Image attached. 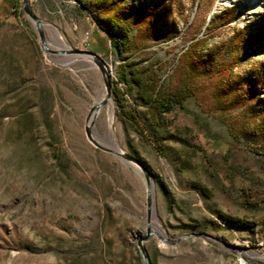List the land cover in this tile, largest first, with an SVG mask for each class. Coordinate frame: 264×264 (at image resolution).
Instances as JSON below:
<instances>
[{
  "label": "rangeland",
  "instance_id": "obj_1",
  "mask_svg": "<svg viewBox=\"0 0 264 264\" xmlns=\"http://www.w3.org/2000/svg\"><path fill=\"white\" fill-rule=\"evenodd\" d=\"M19 2L0 0V264H143L144 174L86 134L88 114L105 93L103 75L88 57L44 51ZM131 2L154 11L167 35L119 59L77 0H30L52 49L105 59L113 91L141 124L139 131L120 115L113 93L115 136L99 137L100 122L93 129L152 175L160 228L153 225L144 241L151 264H264V85L256 83L264 79V68L256 77L264 64V0ZM246 28L260 37L238 44ZM200 36L205 51L213 48V67L219 61L228 70L203 72L184 108L175 104L163 120L152 119L120 74L134 60L158 69L166 88L176 85L180 57ZM167 132L184 141L165 140L161 150L158 137Z\"/></svg>",
  "mask_w": 264,
  "mask_h": 264
},
{
  "label": "trees",
  "instance_id": "obj_2",
  "mask_svg": "<svg viewBox=\"0 0 264 264\" xmlns=\"http://www.w3.org/2000/svg\"><path fill=\"white\" fill-rule=\"evenodd\" d=\"M7 1H10L14 7L20 5L19 0ZM77 4L79 10L84 11L92 18L97 30L104 33L111 52L119 59L128 57V54H137L146 47L148 41L152 39L160 40L167 35V32L162 31L159 27V21L154 11H140L131 0H77ZM231 10V8H228L225 13L229 14L230 17H234L236 12ZM221 16L224 15L221 14L219 17ZM255 33L257 32L251 28L240 30L239 37L242 38H237L236 42L239 44L245 40L251 44L256 37ZM257 35L260 37L259 33ZM207 46L208 40L206 38L201 36L192 38L191 43L180 57V60L184 62V70L177 84L168 88L160 82L161 77L158 69L150 66L143 67L141 63L134 60L129 61L120 74V78L126 82L131 91H136V105H147L152 119L163 120L164 114L171 113L173 105H179L181 108L185 107V100L193 94L197 77L201 76L203 72L210 75L214 73V70L219 72L228 70L219 61H217L215 68L213 67L215 55L212 54L213 48L205 51ZM206 59L212 67L207 66L208 68L203 71L200 63ZM238 60L236 62L241 64L244 58ZM263 68L264 64H261L257 69L258 75L256 77H260ZM256 83H258V86L264 85V79L260 80L258 78ZM113 93L116 104L122 108L120 115L126 117L132 125L142 131L136 114L132 111L125 112L121 95L115 90ZM171 139L184 141L182 137L167 132L160 138L158 137L160 141L158 147L163 150V141Z\"/></svg>",
  "mask_w": 264,
  "mask_h": 264
},
{
  "label": "water",
  "instance_id": "obj_3",
  "mask_svg": "<svg viewBox=\"0 0 264 264\" xmlns=\"http://www.w3.org/2000/svg\"><path fill=\"white\" fill-rule=\"evenodd\" d=\"M22 7L25 13L33 20L36 26L38 35H39L40 44L42 48L44 49V51L49 52V53H56V54L72 53V54H77L79 56L88 57L100 69L103 75V79H104L105 96L100 102L96 103L91 108L88 114V117H87V122H86V134L89 140L98 148L111 152L113 154H116L118 156H121L125 158L126 160L136 164L142 170L146 183H147V234L144 236H141L138 239V245H139L141 254L143 256V264H151L144 241H146L149 238V236L153 233L152 227L154 225L153 219L155 215V196H154V183L152 180V175L149 172L148 168L145 166V164L141 160H139L137 157H135L129 152H124L119 148H112V147L106 146L105 144H102L101 142H99L94 136L93 128L95 125V120L92 119V114L94 111L98 110L105 104L109 103L113 95L112 79H111V73H110L108 64L106 63L105 59L101 55H99L97 52L92 51V50L52 49L47 40L44 22L32 9L30 0H22Z\"/></svg>",
  "mask_w": 264,
  "mask_h": 264
},
{
  "label": "bare ground",
  "instance_id": "obj_4",
  "mask_svg": "<svg viewBox=\"0 0 264 264\" xmlns=\"http://www.w3.org/2000/svg\"><path fill=\"white\" fill-rule=\"evenodd\" d=\"M56 32L57 31H55V33ZM57 35H58V33H57ZM104 96H105V93L102 90L101 94L98 98L97 103L100 102L104 98ZM92 119L95 120V123L100 122L103 129H104L103 134H101V133L99 134L97 132L99 137H103V138L108 139V138H112L115 136V133H116V128H115L116 111H115V106H114V102L112 99L109 103L105 104L104 106H102L98 110L94 111L92 114ZM154 196H155V186H154ZM154 228H160V225L158 223H154Z\"/></svg>",
  "mask_w": 264,
  "mask_h": 264
}]
</instances>
